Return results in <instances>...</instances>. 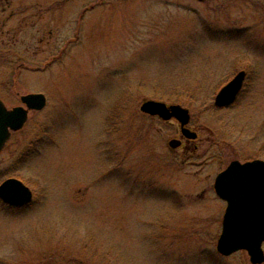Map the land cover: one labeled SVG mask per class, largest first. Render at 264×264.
Returning a JSON list of instances; mask_svg holds the SVG:
<instances>
[{"label": "rangeland", "instance_id": "rangeland-1", "mask_svg": "<svg viewBox=\"0 0 264 264\" xmlns=\"http://www.w3.org/2000/svg\"><path fill=\"white\" fill-rule=\"evenodd\" d=\"M30 93L47 105L0 153V185L34 196L0 199V264H252L217 251L214 184L264 160V0H0V99ZM147 100L188 108L198 138Z\"/></svg>", "mask_w": 264, "mask_h": 264}, {"label": "water", "instance_id": "water-1", "mask_svg": "<svg viewBox=\"0 0 264 264\" xmlns=\"http://www.w3.org/2000/svg\"><path fill=\"white\" fill-rule=\"evenodd\" d=\"M247 72L239 71L217 93L214 104L217 108L232 106L243 89ZM22 105L9 109L0 99V153L10 139L12 132L25 126L29 112L40 111L47 105L43 93L21 96ZM140 110L150 116H158L164 121L176 119L181 132L187 139H197L198 134L189 129L191 113L178 104L168 105L157 100L145 101ZM182 141L173 139L171 148L180 147ZM227 178V179H226ZM217 196L227 203L223 217L222 233L217 242V251L230 256L246 251L252 264L264 263V160L247 162L234 160L220 172L214 184ZM33 191L20 179L11 177L0 185V199L15 207L29 205L33 201Z\"/></svg>", "mask_w": 264, "mask_h": 264}, {"label": "flooded vegetation", "instance_id": "flooded-vegetation-1", "mask_svg": "<svg viewBox=\"0 0 264 264\" xmlns=\"http://www.w3.org/2000/svg\"><path fill=\"white\" fill-rule=\"evenodd\" d=\"M182 146H183V141H182V143H181V145H180V147H179V148H182Z\"/></svg>", "mask_w": 264, "mask_h": 264}, {"label": "snow or ice", "instance_id": "snow-or-ice-1", "mask_svg": "<svg viewBox=\"0 0 264 264\" xmlns=\"http://www.w3.org/2000/svg\"><path fill=\"white\" fill-rule=\"evenodd\" d=\"M227 179V178H226Z\"/></svg>", "mask_w": 264, "mask_h": 264}]
</instances>
